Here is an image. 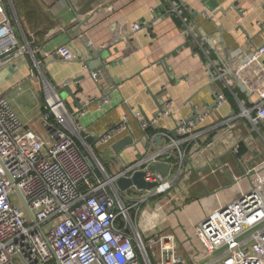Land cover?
<instances>
[{
  "label": "built area",
  "instance_id": "2783aa9c",
  "mask_svg": "<svg viewBox=\"0 0 264 264\" xmlns=\"http://www.w3.org/2000/svg\"><path fill=\"white\" fill-rule=\"evenodd\" d=\"M173 10L186 21L178 4ZM13 13L12 1L0 0V68L28 47L19 41ZM141 28L140 23L130 26L132 32ZM57 54L65 61L75 59L68 45L60 46ZM224 72L218 69L219 77ZM91 76L100 82L97 71ZM44 93L45 137L24 124L0 91V264H264V161L236 177L235 195L228 201L217 200L200 220L194 234L201 251L193 260L179 252L177 236L160 227L166 220L158 218L161 202L174 187L181 186L186 158L218 142V125L200 126L206 112L195 107L196 120H175V129L169 130L157 126L165 117L174 119L172 99L152 117L129 107L121 121L98 135L96 141L111 146L127 135L134 137L138 155L128 162L123 155L112 154L121 164L120 169L110 172L95 143L87 142L89 135L82 120L92 104L98 106L95 114L103 115L117 103L109 95L88 97L81 108L71 111L47 80ZM225 100V93L218 94L216 107ZM241 116L257 126L264 119V104L244 108ZM132 118L138 122L140 139L132 130ZM233 118L220 125H230ZM150 128L158 132L148 134ZM159 136L162 145L157 143ZM239 146L234 145L235 153ZM156 163L167 164L168 174L152 170ZM138 171H144L145 180L157 185L135 197L129 191L143 189H121L118 181ZM245 176L252 178L249 187L242 184Z\"/></svg>",
  "mask_w": 264,
  "mask_h": 264
},
{
  "label": "crops",
  "instance_id": "0c3cea01",
  "mask_svg": "<svg viewBox=\"0 0 264 264\" xmlns=\"http://www.w3.org/2000/svg\"><path fill=\"white\" fill-rule=\"evenodd\" d=\"M11 1L19 41L28 47L0 68V91L24 124L40 135L47 136L42 124L44 80L57 88L71 111L78 108L75 99L85 102L88 97L100 99L109 95L117 103L103 115L95 114L96 103L85 109L82 122L88 135L98 136L118 124L129 107L152 117L168 99L175 102L174 119L165 117L157 129H175V120L190 118L194 107L206 112V120L200 126L218 125V142L197 150L190 161H185L181 186L165 196L175 200L182 191L188 196L186 178L194 177L195 182L208 188L217 185L201 202V219L217 200L228 201L235 195L236 177L243 176L256 162L264 161V119L254 126L241 116L244 108L264 104V0ZM175 4L185 12V22L174 12ZM136 23L142 28L132 32L130 26ZM62 45L71 48L74 60L65 61L57 54ZM91 55H100L104 65L103 70L97 71L99 83L92 79V71L86 66ZM227 58L231 59L228 61L234 75L211 78L209 69L218 77V69L225 70ZM69 80L76 98L65 90ZM236 81L253 90L248 94ZM222 92L226 100L216 107L217 96ZM227 118H233L232 123L220 125ZM130 124L140 139L137 120L132 118ZM96 143L97 153L110 151L103 158L109 160L117 154L114 143ZM235 144L246 149L240 157L233 149ZM119 154L129 162L137 151L129 146ZM251 180L248 176L241 179L246 187ZM214 193L218 195L213 197ZM199 198L196 193L195 202L189 205L191 215L178 222V241L179 232L192 234L188 219L198 212L194 204ZM190 238L198 242L195 234Z\"/></svg>",
  "mask_w": 264,
  "mask_h": 264
},
{
  "label": "rangeland",
  "instance_id": "374dc122",
  "mask_svg": "<svg viewBox=\"0 0 264 264\" xmlns=\"http://www.w3.org/2000/svg\"><path fill=\"white\" fill-rule=\"evenodd\" d=\"M102 134V133H101ZM110 151H106L104 154L103 153H99V157L101 158V161L104 163L105 167L108 169V171L113 172L116 171L118 169H120V165L117 158H110L112 161H108L107 158H103L102 156L104 155H109ZM119 156V155H118ZM109 159V160H110ZM113 174V173H112ZM196 181V178L192 177L190 180H188V178L185 179V190L187 191V189L189 190V194L188 196L185 194H181L182 192H180L179 194L176 195V199L172 200V199H168L165 198L162 202H161V209H160V216L158 217L159 219L162 218H166L165 221H163L160 225V227L162 228V230L164 232H173L175 234V231L179 229L178 226V222L184 217L186 218V216L191 215L188 214V210H189V205L191 203H193V201L196 199V193L199 194L200 198L198 199V202H196V204H194V208L196 210H198V212L191 218L188 219L190 221L189 229L191 231V235H188L187 233L185 234H181L179 231V236L181 237V239H179L180 241V246H179V252L188 260L191 261L194 259V256L198 255L199 252L201 251L200 245L198 244V242L192 238H190L191 236H194V231L196 226L198 225V223L200 222L201 217L203 216V214L200 212L201 210V202L203 200V198L206 196L205 194H208L211 189L213 190L212 187H216L217 185H212V187L209 185V188L205 185H202L201 183H199L198 181ZM194 183L193 187L192 184ZM129 194L131 196H135V197H139L141 195H145L146 192L145 190H141V191H136V190H131L129 191ZM204 195V196H201ZM207 199V198H205ZM177 200V201H176ZM195 202V201H194ZM195 212V211H194ZM152 217V216H151ZM191 217V216H190ZM156 219V215H154L152 218ZM173 223V225L171 226L170 223ZM177 224V226L175 224ZM174 226V227H173ZM176 235V234H175ZM178 241V244H179Z\"/></svg>",
  "mask_w": 264,
  "mask_h": 264
},
{
  "label": "water",
  "instance_id": "95a60500",
  "mask_svg": "<svg viewBox=\"0 0 264 264\" xmlns=\"http://www.w3.org/2000/svg\"><path fill=\"white\" fill-rule=\"evenodd\" d=\"M231 60L230 58H227V61L224 62L225 64V72L222 74V77H226V76H233L234 75V69L231 67L229 61ZM86 66L87 68H89L92 72H96V71H100L104 69V65L102 64L101 61V56L97 55H91L90 58L88 60H86ZM210 72V76L211 78H217L219 79L220 77H215L213 71L211 69H209ZM72 80H69L68 82H66L65 84V90L72 95L73 98H76V96L72 93L69 84L71 83ZM75 82H77L78 80H74ZM237 85L244 90L245 92H247L248 94L250 93L251 90H253V88H249L246 86L245 83L241 82V81H236ZM62 91V90H61ZM75 102L77 104L78 108L82 107V104L80 102V100L75 99ZM216 105V103L214 104V106ZM213 106V107H214ZM212 107V108H213ZM198 116V111L197 109L194 107L193 108V115L188 118L187 121H191V120H196ZM98 136L96 134L94 135H89L87 137V142L90 144H93L97 141ZM157 143L162 145L163 144V139L161 136L157 137ZM135 142H134V137L132 135H127L123 138H121L120 140H118L117 142H115L113 144V149L115 150V152L117 154L121 153L123 151V149L129 147V146H134ZM84 155L86 156L87 161L89 162V164L91 166H94V162L92 160V158L90 157L89 153L87 151H84ZM187 161H190V158L187 157L186 158ZM152 170L158 171L160 172L162 175H167L169 172V166L165 163H156L151 167ZM145 176V172L144 171H138L136 172L133 177L131 178H121L118 181V185L120 186L121 189H127L131 186H137L139 189H143V190H150L153 187H155L157 184L156 183H151L145 180L144 178ZM25 207L30 211L28 204L25 202ZM118 221L120 223V226H123L124 221L121 217L118 218Z\"/></svg>",
  "mask_w": 264,
  "mask_h": 264
},
{
  "label": "trees",
  "instance_id": "16d2710c",
  "mask_svg": "<svg viewBox=\"0 0 264 264\" xmlns=\"http://www.w3.org/2000/svg\"><path fill=\"white\" fill-rule=\"evenodd\" d=\"M183 14H184V16H185V12H183ZM179 19V18H178ZM179 23H182V21L179 19ZM197 51H199V49H198V47L197 48H195ZM148 134H155V133H157L158 132V130L157 129H153V128H150V129H148ZM246 151V149H245V147L241 144L240 146H239V151H238V153H237V155L240 157V155L242 154V153H244Z\"/></svg>",
  "mask_w": 264,
  "mask_h": 264
}]
</instances>
